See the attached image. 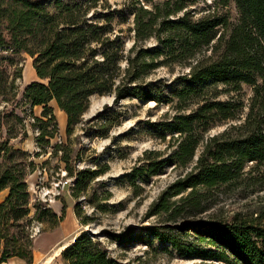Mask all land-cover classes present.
<instances>
[{
	"label": "trees",
	"instance_id": "1",
	"mask_svg": "<svg viewBox=\"0 0 264 264\" xmlns=\"http://www.w3.org/2000/svg\"><path fill=\"white\" fill-rule=\"evenodd\" d=\"M209 2L223 8L233 4L237 20L211 11ZM199 3L209 9L197 17L194 6ZM131 4L134 40L126 50L123 36L113 28L114 13L98 12L95 4L0 0V192L8 191L0 203V264L12 258L32 264L35 228L40 227L39 234L54 230L66 216V205L60 215L47 203L33 201L29 177L37 165L32 154L15 143L28 137L27 121L17 111L23 54L33 59L41 81L27 85L23 94L31 108L43 107L41 116H32L41 145L49 144L59 129L51 102L67 116L68 136L83 123L94 96H113L116 104L135 98L172 105L177 111L171 119L149 123L152 135L164 142L170 137L166 152L146 151V163L126 178L134 196H140L143 185L167 168L183 173L150 205L146 218L157 219L155 224L140 233L129 228L113 234V241L123 246L153 239L188 260L264 264V224L239 215L231 220L200 219L217 204L221 186L248 183L264 188V0ZM162 68L181 72L171 83L147 81ZM244 86L253 91L247 106L235 100ZM233 93L236 96L218 100ZM121 116L112 112L103 119L96 136L106 137ZM236 120L240 123L209 135L220 123ZM67 155L61 160L77 178V198L108 166L73 172ZM75 213L82 224H89L80 205ZM61 256L65 264H121L87 231Z\"/></svg>",
	"mask_w": 264,
	"mask_h": 264
},
{
	"label": "rangeland",
	"instance_id": "2",
	"mask_svg": "<svg viewBox=\"0 0 264 264\" xmlns=\"http://www.w3.org/2000/svg\"><path fill=\"white\" fill-rule=\"evenodd\" d=\"M82 1L95 4V10L98 12L114 13L115 34L123 36L126 50H129L134 40V21L133 16L129 14L132 0ZM208 4L211 5V11L228 14L232 22L237 20V12L233 4L227 8L210 2ZM194 8L197 17L207 13L209 9L205 3H199ZM20 62V66L23 67V78L17 81L19 85L17 111L27 121L28 137L25 141L18 139L15 143L20 148L30 151L37 165L35 172L29 177L33 201L47 203L53 208L55 200L58 199L63 206L66 205L65 220L59 227L41 234L38 233L40 227L35 228L36 240L32 264H65L61 254L56 256V252L62 246L73 243L85 231L94 234L107 249L109 256L121 264H225L215 260L181 258L169 245L153 239H147L146 244L133 242L120 246L111 238L113 234L124 233L129 228L140 233L144 227L155 224L157 219L146 218L150 205L183 173L181 170L167 168L163 174L152 177L146 185H143L140 196H134L126 178L134 167L146 163V151L166 152L170 137H167L166 142L155 137L150 132L149 123L171 119L177 114L172 105L145 102L135 98L116 104L113 96H94L84 115L83 123L75 128L71 136H68L67 116L59 109L56 102H51L50 106L53 108L59 129L53 139H48L49 144L41 145L37 140L40 135L39 126L35 124L32 116L33 114L41 116L43 107L31 108L23 97L27 85L41 81L35 73L33 59L29 55L23 54ZM25 72L27 78H24ZM180 72V69L171 72L167 68H162L152 73L147 81L171 83ZM252 95V88L244 86L235 100H241L247 106ZM231 96L236 94L229 96L223 94L218 100L224 101ZM247 110V107H244V113ZM112 112H119L121 118L114 123L106 137L96 136L102 120ZM239 123L238 120L220 123L210 131L209 135L222 133L231 125ZM52 128L53 123L49 130ZM57 145L60 147L57 148ZM54 149L56 154L52 156ZM66 153L69 157V167L73 172L108 166V171L89 182L85 191L77 198L73 196L77 178L75 174H69L66 164L61 160ZM65 182L68 183L63 188ZM216 193L217 204L202 215L201 220H231L233 216L239 215L246 221L264 224V188L259 189L258 185H248V183L224 185ZM76 205H80L84 215L90 218L89 224L84 225L80 222L75 213ZM103 205L107 206L106 211L100 209Z\"/></svg>",
	"mask_w": 264,
	"mask_h": 264
},
{
	"label": "crops",
	"instance_id": "3",
	"mask_svg": "<svg viewBox=\"0 0 264 264\" xmlns=\"http://www.w3.org/2000/svg\"><path fill=\"white\" fill-rule=\"evenodd\" d=\"M7 195H8L7 190L0 192V203L4 201V199L7 197ZM53 209L56 213L60 214V212L63 209V204L61 203L60 200H58V199L55 200V203L53 205ZM5 264H28V263L25 260H22L19 258H12L8 261V263H5Z\"/></svg>",
	"mask_w": 264,
	"mask_h": 264
},
{
	"label": "bare ground",
	"instance_id": "4",
	"mask_svg": "<svg viewBox=\"0 0 264 264\" xmlns=\"http://www.w3.org/2000/svg\"><path fill=\"white\" fill-rule=\"evenodd\" d=\"M27 72H25L24 73V78H27ZM64 248H65V246H62L59 250H58V252H56V256H59L61 253H62V251L64 250Z\"/></svg>",
	"mask_w": 264,
	"mask_h": 264
},
{
	"label": "built area",
	"instance_id": "5",
	"mask_svg": "<svg viewBox=\"0 0 264 264\" xmlns=\"http://www.w3.org/2000/svg\"><path fill=\"white\" fill-rule=\"evenodd\" d=\"M68 182H65L63 185H62V187L64 188V185H66Z\"/></svg>",
	"mask_w": 264,
	"mask_h": 264
},
{
	"label": "water",
	"instance_id": "6",
	"mask_svg": "<svg viewBox=\"0 0 264 264\" xmlns=\"http://www.w3.org/2000/svg\"><path fill=\"white\" fill-rule=\"evenodd\" d=\"M69 245H70V244H69ZM69 245H66L65 248L68 247ZM65 248H64V249H65Z\"/></svg>",
	"mask_w": 264,
	"mask_h": 264
}]
</instances>
